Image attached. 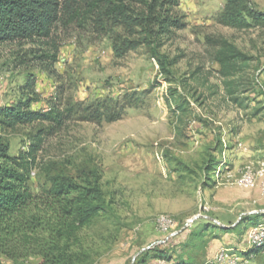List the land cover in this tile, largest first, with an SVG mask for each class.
<instances>
[{"label": "rangeland", "instance_id": "rangeland-1", "mask_svg": "<svg viewBox=\"0 0 264 264\" xmlns=\"http://www.w3.org/2000/svg\"><path fill=\"white\" fill-rule=\"evenodd\" d=\"M247 5L264 14V0H247ZM225 6L226 0H174L170 14L179 26L166 34L151 27L155 38L142 26L102 29L94 16L83 26L60 24L48 40L58 47L51 63L37 57L52 53L50 44H0V109L28 93V80L38 95L34 111H48L52 102L71 108L52 134L47 121L0 127L11 155L28 150L38 129L47 128L30 176L32 191L47 186L48 170L76 175L91 165L101 171L110 208L78 233L77 249L86 264H139L142 258L163 264L152 247L165 238L156 226L162 213L175 218L177 234L156 248L166 250L171 264L183 255L194 258L190 264H201L195 257L203 258L207 244L221 237L214 234L223 226L221 215L232 221L224 224L232 230L244 216L264 212V206L252 203L231 220L216 199L219 191L230 190L258 192L264 200L258 175L264 163V22L227 26L220 22ZM134 8L140 12L142 5ZM119 37L133 41L121 55L115 51ZM223 41L250 57L234 78L235 93L225 85L216 59ZM85 108L90 114L91 108H101L103 117L89 118ZM249 170L255 185L239 186ZM192 230L201 236H190ZM190 237H197L194 249L184 243ZM40 262L33 256L21 264ZM250 264H264V252Z\"/></svg>", "mask_w": 264, "mask_h": 264}, {"label": "trees", "instance_id": "trees-1", "mask_svg": "<svg viewBox=\"0 0 264 264\" xmlns=\"http://www.w3.org/2000/svg\"><path fill=\"white\" fill-rule=\"evenodd\" d=\"M135 3L142 5L140 12L135 10ZM173 5L174 0H0V44H50L53 52L37 57L41 61L47 57L51 63L57 59L58 47L48 40L60 24L69 25L77 21L83 26L94 16L95 24L102 29L107 24L122 25L129 30L142 26L146 27L149 37L155 38L157 34L151 27H157L158 32L166 34L171 27L179 26L180 22L170 14ZM220 22L243 28L264 22V14L249 8L247 0H226ZM117 40L119 44L115 45V51L119 55L133 43L121 40V37ZM216 59L227 79L225 85L235 93L237 80L234 78L248 65L250 57L228 41H223ZM25 89L28 93L21 100L0 109L1 129L36 121L50 122L51 127L39 128L28 150L17 155L10 154L8 142L0 136V257L11 260L13 264H21L33 256L41 258L40 264H86V258L77 249L80 245L78 233L110 208L101 184V171L91 165L81 167L76 175L48 170L45 174L47 186L41 193L32 191L30 176L43 134L46 129L48 134H52L55 128L62 127L71 108L60 109L52 102L48 111L36 112L31 109V104L38 95L31 80ZM95 110L91 108L90 114V109L85 108L89 118L103 117L101 108ZM106 117L109 121L113 119L110 112ZM41 127L44 126L41 124ZM198 231L192 230L190 236H201ZM196 239L190 237L193 244L186 245L194 249ZM156 247L155 257L171 262L166 250ZM263 252L264 245L250 249L245 255L253 262ZM191 262H194L192 256L183 255L172 264ZM0 264H3L1 260ZM139 264H146L145 258L139 260Z\"/></svg>", "mask_w": 264, "mask_h": 264}, {"label": "crops", "instance_id": "crops-1", "mask_svg": "<svg viewBox=\"0 0 264 264\" xmlns=\"http://www.w3.org/2000/svg\"><path fill=\"white\" fill-rule=\"evenodd\" d=\"M216 199H217V204L221 206V208L226 207L227 214L229 215V219L231 220L234 218L232 216H234V213L236 212H238L237 215L239 216L244 215L246 212L243 210L245 208L249 209L252 203L264 206V200L260 198L258 192L253 194L248 191V192H242L241 194H237L236 192L225 190L222 193L219 191ZM243 218L244 220L241 219V221H238V223L237 222L234 223V227L232 230H227L228 229L227 227L229 226L224 225V224H228L229 222H232V221L225 222V220L223 219V216L221 215L219 217V222H220L219 224H222L223 226L222 227L218 226V228L221 227V229L219 228L218 230L220 231V233L214 232V234H217L218 236H221V237L215 238L212 240L213 242H210L207 244L204 250L205 256L203 258L202 257L200 258V256L195 257L197 262H203L207 258L211 257L221 247L244 246L246 243V236H247L248 230L253 224H257L258 222L264 221V212L256 213L254 215L244 216ZM251 219H253V221H251ZM213 225H214L213 226L214 229L217 228L215 223H213ZM237 228H239L240 230H237ZM194 231H197V230H194ZM236 233H238V236H236ZM184 243L193 244L192 242L189 241V238L187 241H184Z\"/></svg>", "mask_w": 264, "mask_h": 264}, {"label": "built area", "instance_id": "built-area-1", "mask_svg": "<svg viewBox=\"0 0 264 264\" xmlns=\"http://www.w3.org/2000/svg\"><path fill=\"white\" fill-rule=\"evenodd\" d=\"M262 178L261 195L264 196V163L261 171L258 174ZM256 176L249 170L238 181V185L244 188H249L255 185ZM188 225V223L186 224ZM156 226L164 235L163 240H159L152 244L156 247L161 244H167L168 241L177 234L178 223L175 218L167 213L159 214L156 218ZM264 245V221L258 222L250 227L246 236L245 246L237 249L230 247L219 248L204 264H250L251 259L245 253L252 248H258ZM163 264H171L166 260L160 261Z\"/></svg>", "mask_w": 264, "mask_h": 264}]
</instances>
